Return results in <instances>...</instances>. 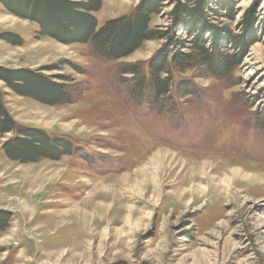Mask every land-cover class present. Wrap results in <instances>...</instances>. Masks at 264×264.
Listing matches in <instances>:
<instances>
[{
	"label": "rangeland",
	"instance_id": "1",
	"mask_svg": "<svg viewBox=\"0 0 264 264\" xmlns=\"http://www.w3.org/2000/svg\"><path fill=\"white\" fill-rule=\"evenodd\" d=\"M143 1L100 0L98 27ZM199 1L162 0L150 29L168 32L172 10ZM219 1L207 5L211 26L242 35L253 14L258 39L228 77L174 71L163 110L148 91L134 96L136 76L124 72L147 71L165 38L112 60L43 35L0 2V68L27 72L17 77L39 93L32 74L69 93L49 105L0 81V104L17 126L71 148L21 163L3 150L16 133L0 137V264H264V0H232V18ZM175 33L189 47L193 34ZM180 81L194 94L177 92Z\"/></svg>",
	"mask_w": 264,
	"mask_h": 264
},
{
	"label": "trees",
	"instance_id": "2",
	"mask_svg": "<svg viewBox=\"0 0 264 264\" xmlns=\"http://www.w3.org/2000/svg\"><path fill=\"white\" fill-rule=\"evenodd\" d=\"M209 1L200 0L195 8L178 5L170 13L173 21L171 30L162 33L150 29L152 16L158 15L162 9V0H144L131 15L107 21L100 28L93 15L100 9V0H14L15 4L13 0H0L11 13L39 23L43 35L63 44H90L97 55L112 60L129 56L147 40L165 38L168 43L150 60L147 71L141 65H134L124 72L136 76L134 86L130 87L131 93L142 98L144 91H148L151 104H156L161 110L171 102L169 95L176 85L174 71L181 74L201 67V72L203 70L213 77H228L241 65L246 51L258 39L253 27V14L246 17L242 35L235 36L227 29L211 26L206 19ZM231 2H220V6L223 4L229 12L227 17L232 16ZM183 28L194 36L189 47L183 40L174 38L176 30ZM184 48L193 54H186L182 51ZM20 73L27 74L0 68V81L21 96H29L32 92L38 94L36 88L31 87L29 77H17ZM33 77L42 82L37 86L42 92L39 93L41 96H31L49 105L68 101L69 93L52 84L49 78L32 74ZM191 86L190 81H180L177 92L192 95L194 90ZM11 133H16V136L3 144V150L9 158L21 163L36 162L40 158L58 159L71 152L70 144L64 140L51 139L37 129L17 126L0 104V137ZM3 225L0 231L5 228Z\"/></svg>",
	"mask_w": 264,
	"mask_h": 264
}]
</instances>
